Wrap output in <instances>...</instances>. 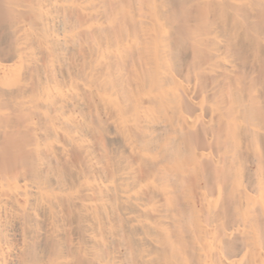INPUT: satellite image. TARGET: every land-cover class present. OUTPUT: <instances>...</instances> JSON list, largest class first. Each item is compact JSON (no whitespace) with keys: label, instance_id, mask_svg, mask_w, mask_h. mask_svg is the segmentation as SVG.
<instances>
[{"label":"bare ground","instance_id":"6f19581e","mask_svg":"<svg viewBox=\"0 0 264 264\" xmlns=\"http://www.w3.org/2000/svg\"><path fill=\"white\" fill-rule=\"evenodd\" d=\"M0 264H264V0H0Z\"/></svg>","mask_w":264,"mask_h":264}]
</instances>
